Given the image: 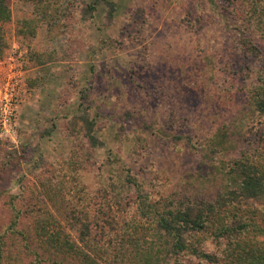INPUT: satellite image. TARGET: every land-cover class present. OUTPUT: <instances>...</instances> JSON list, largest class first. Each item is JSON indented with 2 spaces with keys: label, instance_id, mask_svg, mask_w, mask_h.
<instances>
[{
  "label": "rangeland",
  "instance_id": "rangeland-1",
  "mask_svg": "<svg viewBox=\"0 0 264 264\" xmlns=\"http://www.w3.org/2000/svg\"><path fill=\"white\" fill-rule=\"evenodd\" d=\"M245 3L54 0L44 21L27 0H10L0 85L10 64L22 82L14 140L0 138V230L11 201L23 215L21 228L32 230L44 213L41 201L49 200L40 185L46 171H60L74 155L90 206L118 192L119 206L104 217L119 224L138 195L159 206L167 198L213 200L232 159L248 148L264 151V121L248 99L264 63V35L257 38L262 58L247 56L230 11L234 5L242 18ZM83 121L94 147L82 138ZM128 175L138 190L124 188Z\"/></svg>",
  "mask_w": 264,
  "mask_h": 264
},
{
  "label": "trees",
  "instance_id": "trees-1",
  "mask_svg": "<svg viewBox=\"0 0 264 264\" xmlns=\"http://www.w3.org/2000/svg\"><path fill=\"white\" fill-rule=\"evenodd\" d=\"M53 1L27 0L44 21ZM9 4L0 0V41L2 26L10 20ZM242 7V18L230 7L232 16L245 22L235 20L239 43L247 56L262 58L257 38L264 35V0H246ZM248 96L253 115L264 121L263 62ZM83 124L82 138L96 146L88 122ZM77 159L74 155L62 163L60 171H46L40 185L49 200L41 201L44 213L32 230L21 228L23 215L10 202L11 216L0 230V264H189L192 259L200 264H264V151L248 148L232 159L226 166L228 181L213 200L176 203L167 198L159 206L138 195L124 224L104 217L113 204L119 206L118 192L104 197L105 203L90 206L86 201L76 182ZM126 179L124 188L138 190L129 175ZM59 215L77 238L63 230Z\"/></svg>",
  "mask_w": 264,
  "mask_h": 264
},
{
  "label": "built area",
  "instance_id": "built-area-1",
  "mask_svg": "<svg viewBox=\"0 0 264 264\" xmlns=\"http://www.w3.org/2000/svg\"><path fill=\"white\" fill-rule=\"evenodd\" d=\"M22 71L10 64L7 75L0 85V138L14 140L15 118L18 106V94L21 86Z\"/></svg>",
  "mask_w": 264,
  "mask_h": 264
}]
</instances>
